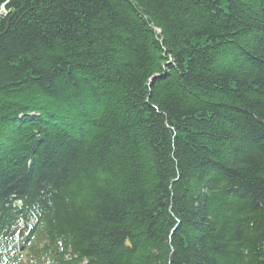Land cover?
Segmentation results:
<instances>
[{"label": "trees", "instance_id": "obj_1", "mask_svg": "<svg viewBox=\"0 0 264 264\" xmlns=\"http://www.w3.org/2000/svg\"><path fill=\"white\" fill-rule=\"evenodd\" d=\"M4 9L0 264H264V0Z\"/></svg>", "mask_w": 264, "mask_h": 264}, {"label": "water", "instance_id": "obj_2", "mask_svg": "<svg viewBox=\"0 0 264 264\" xmlns=\"http://www.w3.org/2000/svg\"><path fill=\"white\" fill-rule=\"evenodd\" d=\"M9 0H6L2 5H1V7H0V13H1V11H4L5 9H4V5L8 2Z\"/></svg>", "mask_w": 264, "mask_h": 264}]
</instances>
